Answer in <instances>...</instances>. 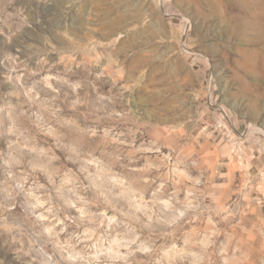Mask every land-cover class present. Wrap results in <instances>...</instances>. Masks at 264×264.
<instances>
[{"label":"clouds","instance_id":"1","mask_svg":"<svg viewBox=\"0 0 264 264\" xmlns=\"http://www.w3.org/2000/svg\"><path fill=\"white\" fill-rule=\"evenodd\" d=\"M234 15L242 19L250 36H264V0H237ZM80 52L74 47L63 64L68 71L73 64L83 67L87 76L69 86L73 91L90 87L99 101L107 100L113 105L108 118L123 124L127 132L112 137L110 127L101 137L79 120L62 118L61 110L41 96L45 89L58 91L53 76L24 86L28 107L19 115L6 98L2 107L9 110V132L14 139L0 149V166L6 174L0 191L7 201L3 213L17 207L21 212L15 223L0 214V249H7L6 256L14 264H37V260L38 264H264V217L247 225L233 223L237 213L227 199L209 200L200 187L201 179L188 170L193 153L186 151L177 135L184 127L187 103L174 90L179 86L170 84L168 78L153 83L140 68L113 84L111 77L90 67L88 61L67 59ZM32 55L38 64L47 62L48 53L40 48ZM109 81L118 93L105 96L100 89ZM59 82L69 84L68 79ZM249 100L247 96L245 123L240 130L232 127L234 136L217 128L223 136L217 144L220 153L242 158L236 167L242 171L243 187L256 178L251 175V146L258 145L264 152V102L253 106ZM141 109L149 117L146 123L137 115ZM153 121L165 124L167 132L125 153L131 141L121 137L134 140ZM37 136L47 137L51 146L40 144ZM93 141L95 146L90 147ZM136 152L153 155L144 156V164L132 169L135 175L129 177L123 161ZM39 176L46 183H38ZM258 176L264 193V167ZM114 201L126 211L117 214ZM99 205L104 207L97 210ZM221 224H230L231 229ZM5 259L0 257V264Z\"/></svg>","mask_w":264,"mask_h":264},{"label":"rangeland","instance_id":"2","mask_svg":"<svg viewBox=\"0 0 264 264\" xmlns=\"http://www.w3.org/2000/svg\"><path fill=\"white\" fill-rule=\"evenodd\" d=\"M235 11L226 9L224 0H0V149L14 139L9 132V110L2 106L10 100L15 115L24 112L28 107L24 86L44 76L56 77L52 84L58 91L45 89L41 96L61 110L62 118L79 120L101 137L110 127L113 131L108 134L112 137L127 132L123 124L108 118L113 105L107 100L99 101L90 87L73 91L69 86L87 76L83 67L73 64L68 71L63 64L65 55L76 47L81 49L80 54L67 59L88 61L90 67L111 77L113 84L140 68L153 83L168 78L170 84L178 85L174 90L187 103L184 127L177 135L186 151L193 153L187 162L189 172L201 179L200 187L209 200L227 199L237 213L233 223L247 225L264 217V193L258 176L264 167L260 146H251V175L256 178L249 187H243L242 171L236 167L242 158L222 155L217 148L223 141L218 127L234 136L232 127L240 130L245 123L242 117L248 114L247 96L253 106L264 102V36H250ZM37 48L48 53L46 63L38 64V58L32 55ZM61 79H68L69 84L60 83ZM112 83L109 81L100 92L105 96L118 93ZM137 115L141 123L148 122L143 109ZM166 132L165 124L153 121L142 127L134 140L127 135L121 137L131 141L124 151L147 146ZM37 140L51 146L47 137L37 136ZM146 155L153 154L136 152L123 161L129 177L135 175L132 169L144 164ZM5 180V169L0 166V181ZM37 182L46 183L45 177L39 176ZM53 196L56 198L55 193ZM113 203L117 214L126 211L122 203ZM6 204L0 191V214L7 215L9 223L18 222L20 208L3 213ZM103 207L99 205L97 210ZM64 212L75 215L68 208ZM220 227L231 229L230 224ZM6 253L7 249H0L5 264H14Z\"/></svg>","mask_w":264,"mask_h":264},{"label":"bare ground","instance_id":"3","mask_svg":"<svg viewBox=\"0 0 264 264\" xmlns=\"http://www.w3.org/2000/svg\"><path fill=\"white\" fill-rule=\"evenodd\" d=\"M225 1V8L226 9H236L237 10V3H231L230 0H224ZM224 8V7H223ZM224 11V10H223ZM225 12V11H224ZM224 14V13H223ZM231 17V16H230ZM234 18V17H233Z\"/></svg>","mask_w":264,"mask_h":264}]
</instances>
